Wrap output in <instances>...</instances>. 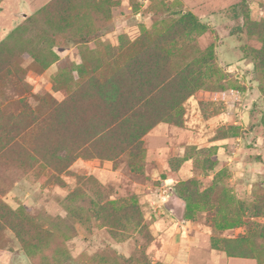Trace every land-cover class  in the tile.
Segmentation results:
<instances>
[{
    "label": "rangeland",
    "instance_id": "374dc122",
    "mask_svg": "<svg viewBox=\"0 0 264 264\" xmlns=\"http://www.w3.org/2000/svg\"><path fill=\"white\" fill-rule=\"evenodd\" d=\"M0 264H264V0H0Z\"/></svg>",
    "mask_w": 264,
    "mask_h": 264
},
{
    "label": "trees",
    "instance_id": "16d2710c",
    "mask_svg": "<svg viewBox=\"0 0 264 264\" xmlns=\"http://www.w3.org/2000/svg\"><path fill=\"white\" fill-rule=\"evenodd\" d=\"M144 102L145 98H143L141 95H136L133 100L125 103L120 110L118 109L116 114L114 113V116H111V120L116 122V124L124 123L133 115L137 108L140 109Z\"/></svg>",
    "mask_w": 264,
    "mask_h": 264
}]
</instances>
